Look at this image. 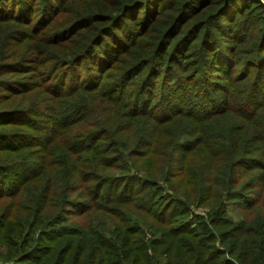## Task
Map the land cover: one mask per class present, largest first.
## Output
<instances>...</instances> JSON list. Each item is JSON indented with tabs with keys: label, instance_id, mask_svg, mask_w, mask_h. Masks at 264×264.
Segmentation results:
<instances>
[{
	"label": "trees",
	"instance_id": "obj_1",
	"mask_svg": "<svg viewBox=\"0 0 264 264\" xmlns=\"http://www.w3.org/2000/svg\"><path fill=\"white\" fill-rule=\"evenodd\" d=\"M0 264H264V0H0Z\"/></svg>",
	"mask_w": 264,
	"mask_h": 264
},
{
	"label": "rangeland",
	"instance_id": "obj_2",
	"mask_svg": "<svg viewBox=\"0 0 264 264\" xmlns=\"http://www.w3.org/2000/svg\"><path fill=\"white\" fill-rule=\"evenodd\" d=\"M236 211V210H235ZM235 211H232L230 208L228 209V211H227V214L228 215H230V216H232L233 218H237L238 216L236 215V213H235ZM195 212L196 213H203V209H201V208H197L196 210H195Z\"/></svg>",
	"mask_w": 264,
	"mask_h": 264
}]
</instances>
